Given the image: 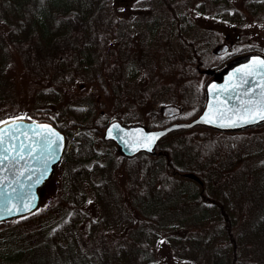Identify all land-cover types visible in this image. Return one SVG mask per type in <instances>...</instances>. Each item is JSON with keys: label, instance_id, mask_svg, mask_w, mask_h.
<instances>
[{"label": "trees", "instance_id": "16d2710c", "mask_svg": "<svg viewBox=\"0 0 264 264\" xmlns=\"http://www.w3.org/2000/svg\"><path fill=\"white\" fill-rule=\"evenodd\" d=\"M217 1L223 3L215 10L218 17L233 22L247 18L242 10L226 5V0ZM249 3L264 6V0ZM165 4L160 9L170 8L187 50L167 52L161 46L153 53L158 55L139 64L146 76L160 81L151 68L167 58L169 67L160 74L169 76L166 87L178 97L180 107L189 106L191 111L162 116L159 108L142 112L129 84L137 71L127 64L130 58L119 46L127 18L116 11V0H0V101L17 105L13 113L0 112V121L14 117L49 121L66 136L60 161L65 163L61 195L44 208L39 205L31 213L0 221L18 235L10 241L2 237L3 264H130L131 257L136 264H158L162 244L171 246L173 258L178 251L186 259L193 258L185 264H258L250 252L237 251L234 212L235 203L240 216L251 212L249 233L264 240V202L260 203L264 201V159L253 166L238 159V167L232 162L228 168L227 174L260 177L259 192L247 199L230 198L228 191H219L217 197L211 183L224 169L218 164L253 140V133L264 123L235 131L194 126L202 129L195 135L198 156L186 162L173 155L174 147L166 139L192 128L167 133L154 153L132 156L121 154L113 141L102 138L104 127L113 119L158 128L193 118L203 104L208 76L204 69L218 67L240 53H264L262 47H248L222 57L198 49L196 39L184 36L192 27L186 12L176 13L167 0ZM202 75L200 86L194 88V78ZM96 142L104 147L99 149ZM102 156L106 162L99 159ZM227 174L221 177L228 178ZM87 184L95 203H89ZM169 203H174L176 212L195 209L198 215L182 225L186 217H172V212L164 210ZM258 203H263L259 209ZM209 225L214 229L207 233Z\"/></svg>", "mask_w": 264, "mask_h": 264}, {"label": "rangeland", "instance_id": "374dc122", "mask_svg": "<svg viewBox=\"0 0 264 264\" xmlns=\"http://www.w3.org/2000/svg\"><path fill=\"white\" fill-rule=\"evenodd\" d=\"M173 5L174 12L184 11L191 20L192 27L188 32L184 34L187 39H196V47L198 49H207L219 54L222 57L230 53H235L248 47H262L264 48V6L252 7L250 6V0H226V5H230L231 8L242 10V13L246 15V19L239 21L224 20L215 14V10L221 9L223 6L222 1L217 0H167ZM116 11L119 14H125L127 21L120 29V48L123 54L127 55L129 61L127 64H132L134 70L137 71L136 77H134L129 84L133 88L135 97H138L139 106L142 112H147L153 108H159L162 116H166L170 113L176 114L183 110L185 113L191 111V107H180V102L174 97V94L166 87L169 84L170 78L165 73L161 76L160 71L169 67V60L163 57L159 66L151 68V72L154 75L160 76V81L150 79L144 74L145 68L140 66L139 61H149V58L158 54H153L159 47H163L167 52L172 48L177 50H187L186 43L179 36L177 31L176 22L173 20L172 14L168 11L170 8L160 9V5L165 4V0H116ZM201 5V6H199ZM159 8V9H158ZM188 9H190L188 11ZM153 18H156V23L153 22ZM154 29L152 35L151 31ZM216 32L220 33L218 37ZM223 46H226L223 48ZM149 50V51H148ZM241 54V53H240ZM238 55V54H237ZM234 57V56H233ZM231 59V58H230ZM229 60V59H228ZM130 67V66H129ZM125 68V70H127ZM129 70V69H128ZM165 70V71H166ZM146 71V70H145ZM202 76H196L194 80V88L200 86ZM208 79V76L207 78ZM79 86V85H78ZM79 90L77 85L74 87V92ZM174 99V102L171 101ZM196 100L194 99V105ZM37 106V103H33ZM17 105L14 106L12 102L8 100L0 101V112L4 114L13 113ZM195 110V107H194ZM200 128H192L184 130L182 132L173 133L168 139L167 143L174 147L173 155L177 158L183 159L185 162L192 156L197 157L198 154L194 148L195 135L202 132ZM253 140H250L245 146L239 147L238 151L229 156L224 163H219L220 167H224L221 170L220 176L215 177L211 183L214 190H216L217 197L220 196L219 191H228L230 198L236 197L238 200H244L252 193L259 192V180L260 177L256 176L251 178V175L244 172L228 173V168L233 166L238 167V159L247 160V166H253L255 163L264 159V126L259 128L253 133ZM197 138L199 139L198 135ZM96 146L101 149L104 147L99 142H96ZM102 162H106L105 157L99 158ZM60 164V162H59ZM65 169V163H61L56 166L54 175L43 187L42 197L40 198V207L44 208L47 205L52 204L56 197L60 196L63 191V185L65 176L63 171ZM228 175V178L221 176ZM86 192L89 193L91 203H95V197L92 194L91 188L87 184L85 187ZM219 194V195H218ZM264 202V201H260ZM258 203V205L260 204ZM38 205V207H39ZM263 206V203L259 207ZM37 207V208H38ZM36 208V209H37ZM40 208V209H42ZM164 210L172 212L171 216L186 217L182 225L189 224L191 220L198 215V211L194 209V212H176L174 203H169L164 206ZM35 209V210H36ZM261 209V208H260ZM162 211V209H160ZM258 211V210H257ZM255 212V209L253 210ZM195 213V214H194ZM235 223L234 237H236L238 247L237 251L240 254L251 253L255 263L264 264V240L256 238L249 233V227L252 222V213H248L245 216H240L239 206L235 203ZM115 217V216H114ZM205 225H207L205 223ZM7 225H0V239H11L17 237L16 231L7 230ZM214 227L209 225V231ZM126 232V231H125ZM241 235V238L238 237ZM10 237V238H9ZM241 240V241H240ZM0 240V242H2ZM6 242V241H5ZM130 246V244H128ZM160 247V255L162 260L158 261V264H185L187 260L182 251H178L177 257H171V246L162 244ZM130 264H136L135 258L131 257ZM164 259V262H163ZM195 260V259H194ZM0 264H3L0 258ZM5 264H7L5 262Z\"/></svg>", "mask_w": 264, "mask_h": 264}, {"label": "water", "instance_id": "95a60500", "mask_svg": "<svg viewBox=\"0 0 264 264\" xmlns=\"http://www.w3.org/2000/svg\"><path fill=\"white\" fill-rule=\"evenodd\" d=\"M259 57L264 59V53L258 51H250L235 55L231 59L222 63L216 68H206L204 72L212 75L204 85L205 99L200 112L190 120L175 121L165 126L152 128L142 123H124L119 119L109 121L102 132L104 140H111L117 146L118 151L125 156H132L138 152L154 153L158 141L167 133L180 129H188L197 125H203L210 128L223 131H235L244 128L259 125L264 120L258 119L253 121L259 105H252L253 111L251 113L237 112L233 113L228 110V104L223 103L225 95L232 92V86L241 84L243 80L252 81L253 90L259 94L264 89L257 87L261 82H264V71H260L264 66L259 65ZM247 65V67H245ZM239 69V71H237ZM256 70V71H252ZM250 71L252 74L250 75ZM224 85V88H220ZM249 85L237 88L236 92L243 93L244 89ZM227 89V92L225 91ZM211 93V94H210ZM220 96V100L216 96ZM259 100L260 96L257 95ZM238 104L239 102L236 101ZM211 105V106H210ZM205 112L208 113L205 116ZM204 117V120H201ZM7 124L0 125L5 129L6 134L10 128L17 127L20 130H27L28 137L20 135L17 131L18 139H14L11 143L19 145L23 142L31 147H36L37 151L31 155H25L24 160H20L15 165L13 171L5 170L3 173V198L0 199V221L25 215L34 211L41 198V188L54 175L55 168L62 159L65 146L66 136L64 132L59 130L55 125L49 121H42L33 118L24 119H7ZM253 121V122H246ZM49 124L56 132H58L64 139L60 141L61 147L56 150L55 156H39V146L35 145L33 141L40 139V135L36 133H45L46 129L36 127L38 124ZM113 124L119 125V128L113 129L112 134H109L108 129ZM27 126H31L30 129ZM162 134V135H161ZM55 139V137H53ZM9 146V139L6 135L5 147ZM11 155H15L11 152ZM6 165L9 161L4 162ZM46 165V170H45ZM23 171L24 175H20ZM186 176L200 181L198 176L192 172H186Z\"/></svg>", "mask_w": 264, "mask_h": 264}, {"label": "snow or ice", "instance_id": "6c2138e0", "mask_svg": "<svg viewBox=\"0 0 264 264\" xmlns=\"http://www.w3.org/2000/svg\"><path fill=\"white\" fill-rule=\"evenodd\" d=\"M258 60L259 65L264 66V59H260L259 57L254 58ZM247 67V65H245ZM239 71V69H237ZM256 71V70H252ZM252 71H250V75L252 74ZM260 71H264V68H262ZM244 85H249V87L245 88L243 93L236 92L237 88L243 87ZM252 85V81L250 80H243L241 84L233 85L232 86V92L225 95L223 99V103L228 104V110L237 113V112H245V113H251L253 111L252 105H259L256 113L254 114L253 121L258 117L260 120H264V91H261L259 94H257L254 90ZM220 88H224V85H220ZM257 87L264 89V82H261ZM227 92V89H225ZM211 94V93H210ZM259 95L260 99L257 100L256 96ZM217 100H220V96H216ZM236 101L239 103L237 104ZM211 106V105H210ZM205 116L208 115L207 112L204 114ZM13 119H24V117H14ZM201 120H204V117H201ZM253 121H246V122H253ZM8 121H0V125L7 124ZM36 127L40 129H46L47 132L45 133H36L37 135H40V139L37 141H33L35 145L39 146V156H55L56 150L61 147L60 141H62L64 138L55 131L49 124H38ZM28 129L31 128V126H27ZM119 128V125L113 124L111 128L108 129L109 134L111 135L113 132V129ZM17 131H20V135L28 137V131L27 130H20V128L13 127L9 129V132L6 134L5 129L3 127H0V186L3 185V173L5 170L13 171L15 168V165L19 163L20 160H24L25 155H31L33 152H36V147H31L29 145L24 144L21 142L19 145L11 143L12 140L18 139L16 133ZM6 135L9 139V146L5 147V140ZM162 135V134H161ZM55 137V139H53ZM14 152L15 155H11L10 153ZM9 161V164H5V161ZM46 170V165H45ZM20 175H24V172L21 171ZM3 189L0 187V199L3 198ZM91 203V201H89Z\"/></svg>", "mask_w": 264, "mask_h": 264}, {"label": "flooded vegetation", "instance_id": "af4514ba", "mask_svg": "<svg viewBox=\"0 0 264 264\" xmlns=\"http://www.w3.org/2000/svg\"><path fill=\"white\" fill-rule=\"evenodd\" d=\"M225 47H226V46H223V48H225ZM211 77H212V75H208V79H206V81L209 80ZM206 81H205V82H206Z\"/></svg>", "mask_w": 264, "mask_h": 264}]
</instances>
